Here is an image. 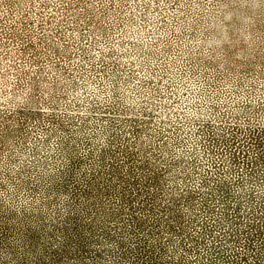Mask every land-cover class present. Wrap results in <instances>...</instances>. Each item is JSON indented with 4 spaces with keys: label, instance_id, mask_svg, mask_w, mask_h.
Listing matches in <instances>:
<instances>
[{
    "label": "rangeland",
    "instance_id": "obj_1",
    "mask_svg": "<svg viewBox=\"0 0 264 264\" xmlns=\"http://www.w3.org/2000/svg\"><path fill=\"white\" fill-rule=\"evenodd\" d=\"M7 227L0 264H264V0H0Z\"/></svg>",
    "mask_w": 264,
    "mask_h": 264
},
{
    "label": "trees",
    "instance_id": "obj_2",
    "mask_svg": "<svg viewBox=\"0 0 264 264\" xmlns=\"http://www.w3.org/2000/svg\"><path fill=\"white\" fill-rule=\"evenodd\" d=\"M15 213V212H14ZM31 230V227H27V231H30ZM9 232V229L8 227L7 228H4L2 229L1 233H0V241H5L7 239V234ZM34 233V231H33Z\"/></svg>",
    "mask_w": 264,
    "mask_h": 264
}]
</instances>
